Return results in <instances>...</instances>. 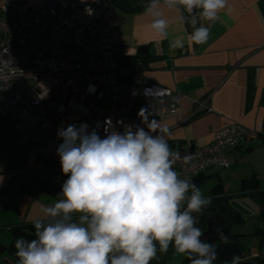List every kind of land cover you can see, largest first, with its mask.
<instances>
[{"label": "clouds", "instance_id": "1", "mask_svg": "<svg viewBox=\"0 0 264 264\" xmlns=\"http://www.w3.org/2000/svg\"><path fill=\"white\" fill-rule=\"evenodd\" d=\"M227 5L228 0H149L145 10L151 29L165 39L170 21L160 18L163 10L179 13V22L193 29L191 41L200 45L208 41ZM198 20L207 26L197 27ZM183 44L177 37L169 46L175 50ZM150 115L144 108L138 112L144 127L117 121L122 132L106 118L103 137L87 123L58 128L62 142L56 154L67 177L59 192L62 198L40 206L53 222L36 219L35 238L15 240L17 264H150L157 257V244L160 252L173 244L191 264H214L215 246L200 239L203 231L193 216L211 198L174 170L180 157L167 144L169 129ZM190 159L185 155L183 162Z\"/></svg>", "mask_w": 264, "mask_h": 264}, {"label": "built area", "instance_id": "2", "mask_svg": "<svg viewBox=\"0 0 264 264\" xmlns=\"http://www.w3.org/2000/svg\"><path fill=\"white\" fill-rule=\"evenodd\" d=\"M11 3L0 0V116L12 122L19 143L32 144L28 159L49 158L62 142L58 128L70 123H87L103 137L106 118L119 132L117 121L144 127L138 116L142 108L168 129L183 121L176 118L180 94L143 80L140 63L130 67V84L116 79L118 30L104 0H41L38 9L22 12L12 10ZM190 101L194 113L212 110L206 102ZM259 132L232 122L214 130L208 143L172 150L180 157L173 168L191 182L227 168V151L243 147ZM185 155L191 156L187 163Z\"/></svg>", "mask_w": 264, "mask_h": 264}, {"label": "crops", "instance_id": "3", "mask_svg": "<svg viewBox=\"0 0 264 264\" xmlns=\"http://www.w3.org/2000/svg\"><path fill=\"white\" fill-rule=\"evenodd\" d=\"M13 1L15 0L12 3ZM18 1L27 2L24 10H36L41 5V0ZM114 11L109 9L107 16L118 27V37L113 48L115 57L133 55L139 47H145L154 57L140 62L143 80L169 87L180 94L176 118L183 121L169 128L170 135L166 137L172 150L208 143L214 130L236 121L260 130L258 137L264 139V0H228L227 7L219 13L220 19L210 29L208 41L200 45L191 41L192 27L186 21L179 22V13L174 10L165 8L160 17L170 21L167 29L169 36L166 39L151 29V18L146 10L130 15ZM184 15L187 17V13ZM201 24L207 26V22L200 20L196 26ZM177 37L184 41L183 47L171 50L170 41ZM115 77L123 84H130L133 72L131 68L121 69ZM192 98L199 102L205 101L212 110L194 113L196 105L191 103ZM253 140L244 143L243 147L227 151V156L231 155V159L236 161L241 152L253 146ZM31 146L30 142L19 143L12 122L7 116H0V175L3 176V182L0 183V201L2 198L9 201L12 183L18 182L15 179L19 175L35 171L29 167L31 161L40 163L38 169L41 168L42 172L39 175L43 174L47 179L61 172V168L55 170L54 167L58 156L54 155L56 150L47 159L50 161L48 163L41 157L28 159ZM50 164L53 167L51 169ZM219 170L221 169L202 174L197 182L220 173ZM65 179L62 172L58 178L50 179L51 181L39 178V189L26 190L24 178L21 177L22 187L17 194V201L11 206L9 219L2 220L1 226L31 223L36 219L53 220L51 217H44L40 206L54 204L47 195L52 200L62 198L59 192ZM248 179L253 180L254 185L249 181L245 182ZM248 179L242 178L241 189L230 192L264 188L261 177L252 174ZM219 182L220 178L217 177V183ZM192 183L195 184V181ZM211 188L210 193H226L221 190V186V192L211 191ZM253 196L259 202L264 201V193ZM13 230H8L11 231V241L7 245L3 244L6 250L17 239L14 238ZM249 233L252 234L253 243L247 253L254 255L255 259H264V256L254 250L257 241L261 242V231Z\"/></svg>", "mask_w": 264, "mask_h": 264}, {"label": "rangeland", "instance_id": "4", "mask_svg": "<svg viewBox=\"0 0 264 264\" xmlns=\"http://www.w3.org/2000/svg\"><path fill=\"white\" fill-rule=\"evenodd\" d=\"M26 6H27V2H20L18 0H15L12 3V10L15 9L16 11L22 12L20 10L25 11L24 9L26 8ZM102 104L103 103L101 101L97 102V105L99 106H101ZM252 145L253 146L248 150L241 152V156L238 157L236 161H233L231 159V155L227 156L228 154L227 153L226 156L230 162L229 167L219 170L218 172L220 173L214 174V176L205 177L202 180V182L197 185V187L200 188L201 192L205 197L210 195L209 190L213 184L214 185L219 184L222 187L221 188L222 191L230 192L237 189L238 190L241 189L242 178L248 179L252 174L257 175V177H261V178L264 177V139H262L261 137H257L256 139L254 138ZM54 155H56V153H54ZM39 166H40L39 162L38 163L34 161L29 162V167H31L35 171L30 172V174L19 175L15 179L18 182L12 183V192L10 194L9 201L6 198H2V200L0 201V227H2L1 225H3L2 220L4 221L9 219L11 206L17 201V194L20 190V187H22L20 181L21 177L24 178L26 190L27 189L35 190V189H39V183H40L39 178L51 181L50 179L54 180L61 175V172L59 171L58 173H56L55 176H52L50 179H47L43 174L39 175V173L42 172L41 168L38 169ZM54 167L55 170L61 168L58 156L55 159ZM201 175L202 174L195 176L193 178V181H198L201 178ZM217 177L220 178L219 183H217ZM248 187L251 186L248 185ZM35 198L36 197H34V199ZM47 198H49L52 201V203H55L58 200L55 198L52 200V197L48 195ZM220 200L227 201V204H231L235 209H237L241 213V215L244 218L242 222L232 224L231 232H233L234 234H238V233L246 234L258 230L261 231V242L257 241L255 246L256 249L254 250H256L258 254H260L261 256H264V213L261 211V204L264 202H259L253 195L237 196L227 200L226 199H220ZM212 201L216 202V200H211V202ZM11 239H12L11 231L8 230L0 231L1 244L7 245L11 241ZM182 255L183 254L177 253L174 250V254L170 257L168 264H178L181 261ZM245 257L248 258L246 259L248 261H250V259L255 258L253 256H245ZM255 260L258 261L257 259H254V261ZM17 261H18V257L13 256L12 253L8 252L6 249L0 251V264H17ZM261 264H264V261Z\"/></svg>", "mask_w": 264, "mask_h": 264}, {"label": "trees", "instance_id": "5", "mask_svg": "<svg viewBox=\"0 0 264 264\" xmlns=\"http://www.w3.org/2000/svg\"><path fill=\"white\" fill-rule=\"evenodd\" d=\"M104 2L108 6V9L110 10L114 9L124 14L130 15V14L139 13L145 10L146 5L148 4L149 0H104ZM152 57L154 56L151 55L145 47H139L133 55L117 57V62L121 69H125V68H130L135 63H140V62L143 63L145 60L151 59ZM47 159L48 158H44L43 160H46L49 163L50 161ZM49 168L50 169L52 168L51 164ZM61 178L63 179L64 177H61ZM246 181H249L250 183L254 182L253 180H250V179ZM195 184L197 186V184L199 183L195 181ZM252 185H254V183ZM219 187H220L219 184H215L212 186L211 191L221 192ZM216 201H224V200H216ZM214 202L215 201H212L210 204L206 205L203 211L215 209L213 205ZM223 208L225 209V212H223V215L229 218L228 219L229 222L240 223L244 220L243 216L238 210H235L230 206H224ZM193 216H197V219H198V223L196 226L199 228H202L203 221L201 218V214L193 213ZM34 233H35L34 227L13 230L14 238L23 237L26 240H31L35 238ZM250 236H251V233H248L241 237L244 239H247ZM4 247L5 246L0 243V251H2ZM7 250L10 253H12L13 256L17 257L15 254L17 250L14 246V243H12L9 247H7ZM174 250H175L174 245L170 244L167 252H160L159 245L157 244V257L153 259L152 261H150V264H168L170 257L174 254ZM193 258H195V256ZM257 259H258L257 261L258 264H261L264 261V259L261 257L259 258L257 257ZM178 264H191V261L188 259L186 255L183 254L181 257V261ZM214 264H223V263L216 260Z\"/></svg>", "mask_w": 264, "mask_h": 264}, {"label": "water", "instance_id": "6", "mask_svg": "<svg viewBox=\"0 0 264 264\" xmlns=\"http://www.w3.org/2000/svg\"><path fill=\"white\" fill-rule=\"evenodd\" d=\"M260 180L264 181V178ZM257 193H264V188L248 190V191H240V192H228V193L226 192V193L210 195L206 197H210L211 200H220V199L227 200L232 197L255 195ZM261 211L264 213V203L261 204ZM78 216L79 215L73 216V219H78ZM201 217L204 218L206 225L205 228L202 230L203 235L200 238L202 241L206 243L207 241H212L226 236L228 226L225 220L223 219L222 214L219 211L202 212ZM51 222H53V220L43 221V223L45 224ZM215 224L218 225L217 228L213 227V225ZM29 227H33L32 222L20 224V225H14V226L1 227L0 231L13 230L16 228H29ZM210 244L215 246V251L217 254L215 261L218 260L223 264H255L252 261L243 260L245 254L242 252V248L238 242L225 241V242H215Z\"/></svg>", "mask_w": 264, "mask_h": 264}, {"label": "flooded vegetation", "instance_id": "7", "mask_svg": "<svg viewBox=\"0 0 264 264\" xmlns=\"http://www.w3.org/2000/svg\"><path fill=\"white\" fill-rule=\"evenodd\" d=\"M214 195V194H217V193H210V195ZM210 195H208V196H210ZM264 202V201H263ZM226 204V205H225ZM214 207H215V209H212V210H205V211H203V212H215V211H219L221 214H222V216H223V219L225 220V222H226V224H227V226H228V230H227V234H226V236L225 237H221V238H219V239H215V240H212V241H207L206 243H208V244H210V243H215V242H225V241H235V242H238L239 244H240V246H241V248H242V252L245 254L244 255V259L243 260H246V259H248V258H246L245 256H253V257H255L254 255H250V253H247V251H249L250 250V247H251V245H252V243H253V241H252V238H251V236H252V234H251V236L250 237H248L247 239H244V238H242L241 236H243V235H246V234H248V233H246V234H243V233H239V234H234L233 232H231V226H232V224H235V223H232V222H229V218L227 217V216H224L223 215V212H225V209L223 208L224 206H230V207H232L233 209H235L231 204H227V201H216V202H214ZM223 206V207H222ZM235 210H237V209H235ZM202 218V221H203V225H202V230L205 228V221H204V218L203 217H201ZM221 220H222V218H221ZM213 227L214 228H217L218 227V225L217 224H215V225H213ZM256 258V257H255ZM255 258H253V259H250V261H252L253 263L255 262L254 261V259ZM255 264H258V262L256 261L255 262Z\"/></svg>", "mask_w": 264, "mask_h": 264}]
</instances>
